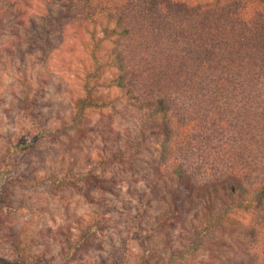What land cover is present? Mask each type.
Instances as JSON below:
<instances>
[{
	"label": "trees",
	"instance_id": "obj_1",
	"mask_svg": "<svg viewBox=\"0 0 264 264\" xmlns=\"http://www.w3.org/2000/svg\"><path fill=\"white\" fill-rule=\"evenodd\" d=\"M60 1L56 15L48 17L47 7L39 10L40 0H0V15L19 17L8 29L16 36L35 23L30 14L40 11V26L53 24L58 32L59 50L66 46L68 53L90 59L79 82L83 94L71 102L74 117L102 108L98 88L115 89L146 114L157 136L151 171L184 202H205L207 224L193 233L180 258L196 254L203 235L227 234L224 225L234 214L246 220L243 250L221 258L264 264V0ZM21 96L17 102L26 111L32 100ZM32 147L8 145L0 160V188L12 172V154ZM94 172L81 175V184L105 190ZM13 244L21 264H46ZM223 247L218 241L206 250L216 255Z\"/></svg>",
	"mask_w": 264,
	"mask_h": 264
},
{
	"label": "rangeland",
	"instance_id": "obj_2",
	"mask_svg": "<svg viewBox=\"0 0 264 264\" xmlns=\"http://www.w3.org/2000/svg\"><path fill=\"white\" fill-rule=\"evenodd\" d=\"M60 2L40 0L38 7L54 17ZM40 11L16 36L8 29L19 17L0 15V160L8 145H33L12 154L0 188V264H21L17 242L46 264H228L221 257L243 250L246 220L233 214L227 234L203 235L197 253L180 258L207 224L205 202H184L154 175V126L115 89L98 88L102 108L74 117L71 102L82 96L79 82L91 62L83 52L59 50L58 32L40 26ZM21 93L32 100L26 111L17 102ZM93 170L105 190L81 184ZM84 236L86 243L72 250ZM218 241L223 249L209 255Z\"/></svg>",
	"mask_w": 264,
	"mask_h": 264
}]
</instances>
